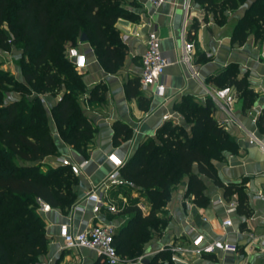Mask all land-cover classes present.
I'll use <instances>...</instances> for the list:
<instances>
[{"label":"trees","instance_id":"obj_1","mask_svg":"<svg viewBox=\"0 0 264 264\" xmlns=\"http://www.w3.org/2000/svg\"><path fill=\"white\" fill-rule=\"evenodd\" d=\"M120 1L0 0V50L8 51L11 45H19L22 54L28 57L22 72L24 83L11 80L0 71V264H37L45 254L44 223L37 212V200L60 210L69 208L73 202L76 179L70 171L41 164L44 158L55 156L56 150L39 96L61 93L50 110L51 118L59 138L84 157L94 129L81 115L79 98L84 87L65 53L75 46L77 33L83 31L104 71L116 72L125 50L114 24L118 19L136 20V16L121 7ZM196 1L214 17L221 11L213 0ZM231 1L220 3L227 6ZM249 35L254 42L264 41V0L250 3L233 27L230 39L240 46ZM234 68L227 66L209 82L216 88L232 87L246 110L252 106L256 94L244 78L236 79ZM9 88L21 92V98L5 103L3 94ZM99 88L95 86L88 93L89 103L101 100ZM137 88V81L129 80L124 85L126 98H136L140 106L146 105ZM173 109L184 125L164 123L153 138L137 146L119 169L121 179L141 193L148 205L145 216L135 200L128 199L119 206L118 214L126 217L125 224L113 236V246L120 257L138 256L150 232L165 224L157 214L182 182L186 195L197 208L208 204L203 178L221 189L223 197L235 194L236 212L249 214L241 188L222 184L212 165L222 158L223 152L234 149L224 127L212 118V102L207 99L200 104L183 97ZM263 123L264 107L256 125L262 129ZM112 130L113 145L131 134L118 123L112 125Z\"/></svg>","mask_w":264,"mask_h":264},{"label":"crops","instance_id":"obj_2","mask_svg":"<svg viewBox=\"0 0 264 264\" xmlns=\"http://www.w3.org/2000/svg\"><path fill=\"white\" fill-rule=\"evenodd\" d=\"M183 2L162 0L160 5L153 7L149 0H127V8L123 9L136 16V20L118 19L114 24L125 55L121 66L112 74L106 73L96 61L90 46H83L79 42L82 48L78 46V49L86 53V65L78 72L84 87V93L79 98V109L82 117L94 129L84 157L59 138L51 118L50 110L60 100L61 93L39 97L56 150L55 156L43 159V167H61L57 162L59 159H66L74 165L84 164L77 176L72 175L76 184L73 186L74 199L70 207L64 210L50 208L46 213H39L44 223L46 252L37 264H106L87 249L63 250L58 226L67 224L72 232H81L102 223L113 226L116 233L126 221V217L119 215L117 210L128 199L135 200L136 207L145 216L148 205L137 190L127 186L104 189L105 180L113 170L107 157L113 155L124 164L137 146L153 138L164 123L184 125L182 117L173 109L183 97H190L200 104L209 99L214 106L212 118L222 123L227 116L215 106L208 94L218 89L209 79L217 77L230 65L235 67L236 79L244 78L256 98L252 106L244 110L240 95L236 93L229 109L232 123L224 125L234 149L223 152L222 158L213 161L212 165L222 184H234L241 188L249 214L243 216L236 212L235 194L225 198L221 189L203 178L204 196L208 204L204 208H197L192 204L191 197L186 195L185 182H182L172 190L169 201L157 214V217L165 220V224L157 235L151 234L155 231L150 232L149 238L141 246V253L132 258L134 262L130 264H264V248L252 246L248 236L264 234V154L248 145L237 127L252 133L264 144V123L262 129L256 125L264 107V41L254 42L249 35L239 46L231 41L224 26L200 21L202 10L196 0L189 1L184 16ZM152 30L159 39V51L168 62L162 77L165 90L161 95H152L150 91L143 92L138 87V92L147 101L146 105L140 106L136 98H126L124 85L129 80L138 83L145 35ZM122 37L125 39L122 40ZM187 37L191 38L190 65L194 76L179 61L182 38ZM20 82L23 83L21 77ZM95 86L100 87L101 100L89 103L88 93ZM10 101L17 99L14 97ZM165 115L170 117L166 121L163 120ZM114 123L126 126L131 132L128 139L117 145L112 144ZM99 198L103 206L94 214L92 207ZM229 204H234L235 209L226 213ZM105 205L113 206L114 212L107 211ZM224 219H229L231 225L222 229ZM196 236L202 237L201 246L221 242L232 250H214L199 256L190 254L191 241Z\"/></svg>","mask_w":264,"mask_h":264},{"label":"built area","instance_id":"obj_3","mask_svg":"<svg viewBox=\"0 0 264 264\" xmlns=\"http://www.w3.org/2000/svg\"><path fill=\"white\" fill-rule=\"evenodd\" d=\"M190 0H184L183 2V12L184 16L187 14L188 6ZM150 5L153 7H157L162 3V0H149ZM134 36H137L136 34ZM125 37H122L124 40ZM144 52L140 57V73L138 76V87L141 91L147 92L150 91L152 95H161L165 86L163 84V72L166 66L168 65L167 60L162 57L159 51V39L156 33L152 31H147L145 35L144 42ZM192 51V44L187 42L182 38L181 42V56L179 61L186 65L189 70L191 76H194L192 71V67L190 65V54ZM85 52L79 51L77 48L72 47L69 48L65 53V58L68 62H70L74 69L79 72L84 69L85 62ZM81 59H83V63H81ZM211 97V100L214 102L215 106L220 110L224 111L226 114V119L220 123L223 127L225 123L231 122L229 116V109L235 101V91L232 87H222L218 89H214L211 93H208ZM170 117L165 115L163 120L166 121ZM240 131L244 134L246 138V143L250 146L256 147L262 154H264V144L252 133L247 132L240 126H237ZM113 155H109L107 160L113 167L112 172L108 175L105 180L104 189H108L111 187H119V186H127L132 187L131 184L125 182L121 179L119 175V169L122 167L123 162L115 157L113 159ZM119 161V163H117ZM58 165L61 167L67 168L70 173L74 176H77L80 173V168L84 164L74 165L71 164L66 159H59ZM38 202V213H46L50 210V207L41 201ZM103 206L102 200L96 199L94 202V206L92 207V212L94 214L98 213L99 208ZM105 208L109 212H114V208L111 205H105ZM235 209L234 204H229L226 213H231ZM231 222L229 219H224L221 222V228L225 229L230 227ZM114 227L109 224L96 223L81 232H72L67 224H61L58 226V237L61 241V247L63 250L73 251L78 249H87L93 251L96 256L100 257L106 264H125V261L121 259V257L116 253V250L113 246V236H114ZM249 239L251 241V245L256 248H264V234L259 236H253L249 234ZM202 237L196 236L191 241L192 249L190 250V254L199 256L201 254H209L214 250L219 251H227L232 250V248L221 242H213L211 244L201 246Z\"/></svg>","mask_w":264,"mask_h":264},{"label":"rangeland","instance_id":"obj_4","mask_svg":"<svg viewBox=\"0 0 264 264\" xmlns=\"http://www.w3.org/2000/svg\"><path fill=\"white\" fill-rule=\"evenodd\" d=\"M221 1L223 0H213L215 4L220 5V9H221L217 17L216 16L214 17L211 12H206L204 10L203 5L199 4L200 9L202 10L200 21L205 24L207 22H212L213 24L217 26H224L228 31L227 34L230 35L233 27L238 22V20L243 16L245 10L250 5V3L253 2V0H232L231 4L227 6L221 5L220 3ZM120 5L122 8H127L126 7L127 0H121ZM81 34L85 36L83 31H79L77 33V39H76L75 46H74L77 49H78V46L79 47L81 46V44L78 41ZM189 39L191 38L190 37H187L186 39L184 38V40L187 42L188 41L190 42ZM82 43H83V46L89 47L88 41H85ZM78 50L81 51L80 49ZM26 62H28V57L22 54V51L19 45H11L8 51L0 50V71L10 76L11 80L20 82V77L22 78V72L26 69L24 66ZM22 82L24 83L23 78H22ZM5 90L6 91L3 94V101L5 103L9 102L10 100H13L14 97L17 100L21 98V92L15 91L13 90V88L5 89ZM30 94H31L30 95L31 97L34 96L33 93H30ZM44 170L45 169L43 168V171ZM160 230H161V227H158L155 233H151V234L157 235ZM121 259L125 261V264H130L133 261L132 258H129L127 256L121 257Z\"/></svg>","mask_w":264,"mask_h":264},{"label":"water","instance_id":"obj_5","mask_svg":"<svg viewBox=\"0 0 264 264\" xmlns=\"http://www.w3.org/2000/svg\"><path fill=\"white\" fill-rule=\"evenodd\" d=\"M78 41L79 42H85V41H87V38L83 34H81Z\"/></svg>","mask_w":264,"mask_h":264},{"label":"snow or ice","instance_id":"obj_6","mask_svg":"<svg viewBox=\"0 0 264 264\" xmlns=\"http://www.w3.org/2000/svg\"><path fill=\"white\" fill-rule=\"evenodd\" d=\"M81 63H83V59H81ZM113 159H115V157H113ZM117 163H119V161H117Z\"/></svg>","mask_w":264,"mask_h":264}]
</instances>
